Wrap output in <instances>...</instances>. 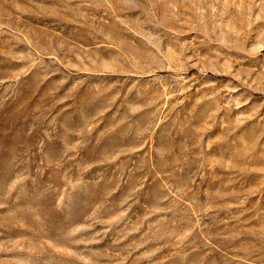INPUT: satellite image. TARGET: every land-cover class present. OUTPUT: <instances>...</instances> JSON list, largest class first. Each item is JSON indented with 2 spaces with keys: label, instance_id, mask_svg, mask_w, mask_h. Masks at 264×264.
Returning <instances> with one entry per match:
<instances>
[{
  "label": "rangeland",
  "instance_id": "rangeland-1",
  "mask_svg": "<svg viewBox=\"0 0 264 264\" xmlns=\"http://www.w3.org/2000/svg\"><path fill=\"white\" fill-rule=\"evenodd\" d=\"M0 264H264V0H0Z\"/></svg>",
  "mask_w": 264,
  "mask_h": 264
}]
</instances>
